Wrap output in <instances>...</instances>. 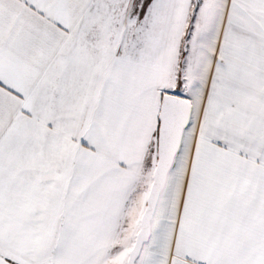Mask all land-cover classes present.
Instances as JSON below:
<instances>
[{
  "label": "snow or ice",
  "instance_id": "1",
  "mask_svg": "<svg viewBox=\"0 0 264 264\" xmlns=\"http://www.w3.org/2000/svg\"><path fill=\"white\" fill-rule=\"evenodd\" d=\"M0 264H264V0H0Z\"/></svg>",
  "mask_w": 264,
  "mask_h": 264
}]
</instances>
